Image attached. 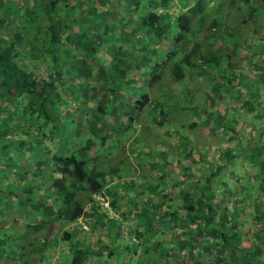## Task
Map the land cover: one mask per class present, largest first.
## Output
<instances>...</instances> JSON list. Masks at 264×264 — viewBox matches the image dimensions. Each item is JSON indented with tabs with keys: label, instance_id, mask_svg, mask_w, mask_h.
Listing matches in <instances>:
<instances>
[{
	"label": "trees",
	"instance_id": "obj_1",
	"mask_svg": "<svg viewBox=\"0 0 264 264\" xmlns=\"http://www.w3.org/2000/svg\"><path fill=\"white\" fill-rule=\"evenodd\" d=\"M261 1L0 0V163L19 152L27 182L0 198H12L6 213L32 216L0 231L1 263L264 264V61L252 55L264 47ZM245 40L241 62L223 51ZM213 78L230 109L204 92ZM174 169L185 178L170 193ZM94 220L134 230L113 248L83 242ZM204 244L215 258L188 256Z\"/></svg>",
	"mask_w": 264,
	"mask_h": 264
},
{
	"label": "rangeland",
	"instance_id": "obj_2",
	"mask_svg": "<svg viewBox=\"0 0 264 264\" xmlns=\"http://www.w3.org/2000/svg\"><path fill=\"white\" fill-rule=\"evenodd\" d=\"M178 1H181V0H178ZM260 8L261 9H264V0L260 2ZM231 14L232 15H237V16L239 15L235 11H232ZM128 17L131 18L130 16H128ZM261 19L262 20L259 22L260 25L258 26V28H259V32L261 33V35H264V15L261 16ZM2 32L5 33V34H8V32H7L6 29H2ZM12 35H13V33H12ZM14 37H16V35H14ZM257 37L258 36H256V38ZM166 42H167V45H168L166 47L168 48L170 46V44H171V41L169 40V41H166ZM211 44L212 43H210V45ZM247 44H248V41H246V40L243 42V45H242L243 47H240V48H237V46H235V45L227 46L225 44V47L223 48V51L229 52L233 57H235L239 62H241L242 59H243V57H245L246 55H249L248 52L246 51ZM255 49L256 50L253 51V54L252 55L254 57H258L261 61H264V47L263 48L256 47ZM241 66H242V69L241 70L243 72H245L246 76L247 75H251L253 73L252 67H249V65H247V63L243 62V64ZM196 71H198V69H196ZM196 71H193L192 75L189 77L190 81H193V82L198 81L199 75L198 76L195 75L196 74ZM144 73H145V71L142 70L141 71V75L144 74ZM262 76H263V73L258 76L259 80H262L263 79ZM244 79H245V77H244ZM171 80H172L171 76L170 75H167L166 76V82H169ZM205 83H206V81L205 82L202 81V84H203V87H204V92L207 93L208 96L214 97L218 101H222V105L221 106L222 107L224 106L226 110L230 109V103H231V101L228 98L229 97L228 96V93L224 89L223 90H220L219 89V82H218V80L215 79V78H213L211 80L210 88H208V89L206 87L207 84H205ZM254 83H256V82H254ZM242 87L244 88V86H242ZM252 88H253V86H250V89L251 90H252ZM225 97H227V98H225ZM172 112H173L172 113L173 115H176L177 114L176 111H173L172 110ZM192 130L193 129H191L189 131H192ZM135 131H136V133L134 135V138H135V136H136V138L139 137L138 138V140H139L141 138L140 134H143L144 132L142 130H140L139 128L137 130L135 129ZM261 132L264 134V130H262ZM197 133L194 135V137H197V135H198ZM225 133H226L225 131L219 132L218 137L224 138L225 137L224 136ZM145 136L146 137L143 138V140L145 142V146H147L146 148L147 149H150L152 152L155 151L154 152V155H155L156 152H157V149H159L158 147H156V145L154 146V143L156 142V139L153 136L148 137V135L146 133H145ZM109 138L110 139H114L111 136ZM210 138H212V137H210ZM231 139L232 138L230 137V138L226 139V141L227 140L230 141ZM130 140L131 139H129V142L126 143V147H127V145H129ZM174 143L176 144V141H174ZM227 144H226L227 145L226 147L228 149L234 148V144L232 142H229ZM149 145L151 147H148ZM140 146L142 147V144H139V147ZM236 148H237V146H235V149ZM132 154L134 156L136 155L135 153H132ZM11 157L18 158L19 161H16V163H14V162L11 163V162H9V159L10 158L5 157V161L3 163H0V197H1V193H3L4 190H8V192H11V193H15L17 191L18 192H24L25 190H27V187L25 186V184L27 182L26 181L23 182L22 179L20 178L21 176H19L17 174L20 171V168L19 167L25 161V157L22 156L21 154L19 155V152L16 153L14 151H11ZM183 159H185L184 156H183ZM148 162H151V161L149 160ZM193 166L195 167L194 170H196V168L199 167V163L193 162ZM239 167H240V169H242L243 171H245L243 173H245L247 175H250L252 178L254 177L255 174L252 173L251 169H249L248 165L245 162H243L242 164H240ZM239 167L236 166V168H239ZM15 168H17L16 169V173L11 174V171L10 170L15 169ZM143 169H145L146 172H149V173L150 172L152 173V171H153L152 170V167L149 166V165L147 166V168H143ZM171 171H174L173 174H172L174 178L172 177V179H169V185H170V187H172L173 182L175 181V178H177V177L180 178V179L185 178V175H184V173H182V171L180 172L177 169H174V170H171ZM156 174H158V173H156ZM230 175H229L230 178H233L234 179V176L233 175H235V169H233V170L230 171ZM174 187L175 186H173L171 190L170 189H167V190H170V193H173V192L176 191V189ZM29 189H31V186L29 187ZM133 193L134 192L131 191L128 194L125 193L124 195H126L129 198V197H131L133 195ZM151 193L153 195H155V196H153L155 201L162 200L165 197V194H166V193H164V191L159 192L157 194L154 193V192H151ZM146 194H147V192H146ZM34 195L37 196L38 193L36 192ZM126 199L127 198H125V200ZM241 199L242 198H240L239 200L241 201ZM142 200H143V198H142ZM224 201L225 200H222V202H224ZM8 203L9 204H12V198L11 197H8L7 194L4 195V197L0 198V215H1V219H3V221L0 223V231L1 230H2V232H4L5 230L7 232H9V230L11 232L12 231H18V229L21 228V227H24V225L28 221H31L32 216L27 215L26 213H24L21 210H12V211H8V213H6L5 212V209L7 207L6 204H8ZM123 205H126L125 202H124ZM11 213L14 215V220H12L10 218L11 216H9ZM3 216H5L7 218L6 221L3 218ZM11 225H15V227H11ZM88 226H89V229H90L89 234H87V235H84V234L81 235V239H82L83 242H88L89 241V244L90 243L91 244L93 243L95 245V243H98V238H99V239H102L104 242H107L105 245H111V248H113L114 245H115V242H118L119 239L123 236L121 234L128 233V235H129V234L133 233L132 231L134 230V229H132V231H129V228L127 229L126 227L120 226V225H117V227H115L114 229H111V228L109 229L107 226L104 227L103 224L98 223L95 220L92 221V222H90ZM87 228L88 227L86 226L85 229H87ZM13 238H15V234H14V237ZM154 243L156 244V240H154ZM99 246H101V245L99 244ZM156 247H157V244L156 245H152V248H156ZM208 251H209L208 245L204 244V245H202L200 247H194V249L191 250V251H189V253H187V254H188V256L190 258H192V256H194V255L196 257H198V256L201 255V258L202 259H206L207 261L209 259H211V258L213 259V258L216 257V253L214 254L212 251H210L208 253ZM197 253H198V255H197ZM33 258L34 257H31V259L29 261V264H38V263H36L38 261L35 260V259H33ZM132 259L134 260V257L130 258L131 261H132ZM115 261L114 260H112L110 262L105 261L104 264H120V261H118V260H115ZM10 262H12V261H10ZM13 263L16 264V262H14V261H13ZM0 264H3V262L1 263V261H0ZM130 264H132V262ZM135 264H137V263H135Z\"/></svg>",
	"mask_w": 264,
	"mask_h": 264
},
{
	"label": "built area",
	"instance_id": "obj_3",
	"mask_svg": "<svg viewBox=\"0 0 264 264\" xmlns=\"http://www.w3.org/2000/svg\"><path fill=\"white\" fill-rule=\"evenodd\" d=\"M94 199H95V200H98V201H101L105 207H108V206H109L108 201H107V200H104L103 197H102L101 195H96V194H95V195H94ZM107 209H109V208H107ZM109 214H110V215H113L114 213H112V212L109 210ZM82 226H83V228H86V225H85V224H83Z\"/></svg>",
	"mask_w": 264,
	"mask_h": 264
},
{
	"label": "clouds",
	"instance_id": "obj_4",
	"mask_svg": "<svg viewBox=\"0 0 264 264\" xmlns=\"http://www.w3.org/2000/svg\"><path fill=\"white\" fill-rule=\"evenodd\" d=\"M80 222L83 224V221H82V219H80Z\"/></svg>",
	"mask_w": 264,
	"mask_h": 264
}]
</instances>
